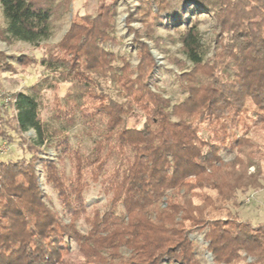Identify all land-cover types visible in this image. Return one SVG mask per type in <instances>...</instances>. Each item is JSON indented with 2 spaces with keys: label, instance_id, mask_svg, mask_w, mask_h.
<instances>
[{
  "label": "trees",
  "instance_id": "obj_1",
  "mask_svg": "<svg viewBox=\"0 0 264 264\" xmlns=\"http://www.w3.org/2000/svg\"><path fill=\"white\" fill-rule=\"evenodd\" d=\"M0 1L6 40L38 46L52 33L49 1ZM141 1L144 21L166 17L178 26L191 64L179 75L183 97L172 101L151 83L157 65L146 42L134 67L102 49L107 30L100 21L78 31L73 22L38 58L53 83L70 84L55 120L43 117L39 98V80L50 74L15 93L12 122L0 120V143L23 151L0 158V264H72V242L81 264H198L190 237L197 228L207 229V249L217 264H264V223L238 213L246 195L264 189V0L187 1L192 11L216 19L212 57L198 20L181 28L185 14L171 0ZM134 115L140 123H130ZM31 129L28 145L22 134ZM49 149L56 158L46 161L44 173L59 210L38 180L37 154ZM100 181L110 195L104 211L85 199ZM248 256L254 260L241 263Z\"/></svg>",
  "mask_w": 264,
  "mask_h": 264
},
{
  "label": "rangeland",
  "instance_id": "obj_2",
  "mask_svg": "<svg viewBox=\"0 0 264 264\" xmlns=\"http://www.w3.org/2000/svg\"><path fill=\"white\" fill-rule=\"evenodd\" d=\"M47 1L54 8L52 33L49 37L39 40L38 46L22 40H6L4 38L2 30L5 28L6 19L0 1V112L4 115L0 119L1 121H4V123L8 122V124L12 122L13 109L10 103L15 93L27 92L28 86L37 81V78H41L42 76L46 78L49 74L48 81H45L44 78L39 80L43 83L39 98L43 117L51 122L55 120L52 119V114L58 109L57 105L64 103L63 101L68 93L70 84L67 82L53 83V76L49 70L41 67L38 58L42 57L46 50L53 48L64 38L73 22L74 29L78 31L77 27L85 29L90 26L89 22L92 20L97 25L98 21H100V26H103L107 30L104 37H102V41H100L102 49L116 56L128 59L134 67L139 63V59L141 58V43L146 42L157 65L152 73L151 83L159 87L164 95L172 101L183 97L184 93L180 86L179 75L183 71L182 68L187 70L191 64L187 61L181 49V43L178 41L177 24L173 25L166 17L163 18L164 20L161 23L152 19L144 21L145 17L142 14L144 5L141 0ZM187 1L171 0V3L185 14V21H183L180 27L183 28L188 21L198 20L202 40L208 48L207 56L212 57L215 52L216 40L219 38L218 35L220 33L216 19L207 13H198L196 10L192 11ZM152 11L153 13L156 12V8ZM105 25H107L106 28ZM149 33H152L156 37L155 40H150L146 36ZM60 54L66 55L67 53L62 52ZM52 83L54 87H52ZM7 119H10V121H7ZM140 122V117L136 115L130 119L131 124H138ZM8 124L5 125L8 127ZM79 128L80 126H77L72 130L73 143L78 140V137L74 134L79 132ZM5 130H7L8 134L9 127ZM34 136L35 131L32 129L22 134V138L28 145L31 143L30 138ZM82 143L83 145H90V141L86 137L82 139ZM22 153L23 151L18 147L13 151V146L0 143V158L2 159L20 156ZM26 154L28 155L29 153ZM37 156L39 157L37 170L40 186L47 195L49 204L59 210L61 208V201L58 200L57 194L51 185L47 183L44 173V168L47 165L46 161L55 159V152L53 149H49L46 152L39 151ZM232 157L233 155H224L225 160ZM63 163L59 162L58 164L60 166ZM65 166L66 171L70 172V160L67 159L65 161ZM246 196L244 198V205L238 209L240 218L251 221L254 225L264 223V189L252 193L249 202ZM85 199L90 208L98 207L102 211L106 210L110 205V195L102 181L90 185L85 193ZM67 215L65 213V216ZM78 224L82 230L87 228L82 220ZM206 230V228H197L190 233V237L196 241L198 264H217L212 252L207 249L208 243L205 240ZM77 250L76 243L72 242L70 254L68 255V259L72 264L74 262L81 264L83 261L78 256ZM252 260L254 259L248 256L241 263ZM162 264L169 263L164 261Z\"/></svg>",
  "mask_w": 264,
  "mask_h": 264
},
{
  "label": "built area",
  "instance_id": "obj_3",
  "mask_svg": "<svg viewBox=\"0 0 264 264\" xmlns=\"http://www.w3.org/2000/svg\"><path fill=\"white\" fill-rule=\"evenodd\" d=\"M250 198H251V197H248V198H247V201H248V202L250 201Z\"/></svg>",
  "mask_w": 264,
  "mask_h": 264
}]
</instances>
